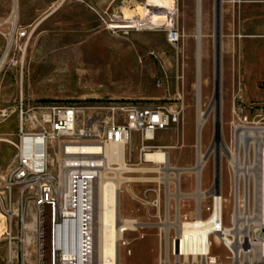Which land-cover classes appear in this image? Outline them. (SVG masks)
<instances>
[{
	"label": "rangeland",
	"instance_id": "1",
	"mask_svg": "<svg viewBox=\"0 0 264 264\" xmlns=\"http://www.w3.org/2000/svg\"><path fill=\"white\" fill-rule=\"evenodd\" d=\"M60 1L16 2L17 23L30 26L33 33L26 47L22 73L13 66L0 73V106L6 109L4 114H7L0 119V136L10 140L16 138L15 107L20 91L24 97L39 103L77 105L85 116L104 113V110L95 109L98 106L120 102L144 105L177 98L181 100L183 115L179 125L157 132L154 140L143 145L137 137L125 145L129 167L146 168V171L125 173L123 176L137 179L122 184L119 198L120 214L135 221V230L125 231L120 240L119 264H164L161 260L163 250L166 247L168 253L174 252L176 236V228L169 225L165 230V224L174 222L176 213L180 218H194L197 209L195 198L185 194L193 192L195 175L182 172L179 190L176 191L183 196L177 200L168 197L167 202L164 181L156 179L164 174L152 170L157 165L143 160L142 154L158 146L168 153L171 165L183 168L194 165L196 0H63L58 5ZM244 1L199 0L200 102L207 111L206 122L200 131L202 150L207 149L213 134L216 141L222 140L229 148L238 145L242 162L244 150L235 137L240 131L239 126L244 124L241 120L247 115V125L258 122L264 126V3ZM12 2L0 0V32L8 31ZM139 6L146 10L151 6L158 7L165 13L171 11L172 6L176 10L173 15H168L162 26L149 30L140 29L141 26H136L131 19L140 17ZM113 24H130L132 27L111 28ZM171 28L179 33L176 42L167 39ZM234 103L244 106L242 115L233 113ZM246 149L249 160L254 164L252 144ZM14 154L11 144L0 142L2 173L8 171ZM209 157L201 172L202 188L207 191L212 182L215 160L212 154ZM228 159L225 153H220L223 223L231 227L234 223L235 176ZM249 172L250 175L251 169ZM107 175L114 174L107 171ZM249 175L248 184L254 183L255 178L250 180ZM238 179L241 194L245 179L243 176ZM218 180L214 176V182ZM171 186L172 194L175 191ZM14 197L17 199L16 195ZM33 201L31 197L23 201V214L28 220L37 214ZM199 201L201 216L205 218L209 215L207 208L212 198L207 194ZM252 206L253 203L250 208ZM241 208H238L240 214ZM44 215L47 218L46 208ZM210 239L211 254L217 256V263L237 264L231 262L229 251L221 243L216 242L213 236ZM4 244L5 241L0 243V264H4ZM27 255L28 258L34 256L31 248ZM168 255V264H201L199 257L193 259L189 255L184 259L183 255ZM242 264L249 263L242 261Z\"/></svg>",
	"mask_w": 264,
	"mask_h": 264
},
{
	"label": "built area",
	"instance_id": "2",
	"mask_svg": "<svg viewBox=\"0 0 264 264\" xmlns=\"http://www.w3.org/2000/svg\"><path fill=\"white\" fill-rule=\"evenodd\" d=\"M32 33L33 28L20 25L17 20H11L7 32H0L4 38L0 50V73L8 66L16 67L22 73L25 51ZM167 39L176 42L179 39L178 31L169 29ZM95 109L104 110V113L85 116L77 105L39 103L19 92L15 107L16 138L10 140L0 136V142L11 144L15 149L8 171L2 173L0 170V222H3L0 243L5 241L4 264H93L91 231H86L88 235L82 233L81 217L87 209L83 206L84 195L86 198L87 190L92 191L98 177L97 163H100L101 153L78 154L77 151H81L82 147L101 149L107 144L126 145L134 137L139 138L143 145L154 140L157 132L179 125L183 115V103L178 98L144 105L120 102ZM5 110L0 106V119L7 116ZM232 111L240 116L244 113V106L234 103ZM241 121L244 124L239 127L255 126L260 129L256 137L249 138L253 139L249 142L244 132H240L242 150L252 144L255 153L256 210L252 206L247 210V217L241 218L247 231L246 234L243 230L237 233L235 246L239 248L238 258L234 259L233 251L225 248L233 263L264 264V126L258 122L247 125V115ZM213 141L212 134L205 150H202L201 140L195 143L196 159L198 153L202 158L205 156ZM154 148L157 147L151 150ZM210 154L215 159L214 151L207 156ZM75 156L80 158L76 160ZM77 162H80L79 166ZM212 171L210 188L216 176L215 160ZM27 197L34 199L37 208V214L29 220L23 214V201ZM211 198L212 203L207 208L210 212L213 208ZM58 206L63 210L56 211ZM241 207L243 213L244 207ZM45 208L48 210L47 218ZM68 217L73 220L69 222L70 228H61V225H68ZM29 225L32 227L28 228ZM29 248L34 254L32 258L27 257ZM201 264H217V258L208 256L201 260Z\"/></svg>",
	"mask_w": 264,
	"mask_h": 264
},
{
	"label": "bare ground",
	"instance_id": "3",
	"mask_svg": "<svg viewBox=\"0 0 264 264\" xmlns=\"http://www.w3.org/2000/svg\"><path fill=\"white\" fill-rule=\"evenodd\" d=\"M18 1V0H17ZM63 0L59 2L58 5L62 3ZM155 6V5H154ZM141 12L139 18L135 19L134 16L131 17L133 22L136 23V26H141L140 29H153L157 26H162L164 22L167 21L168 15H173L175 12V7L172 6V10L167 13L163 12L161 8L150 7V9L137 8ZM218 12L220 14V9L218 6ZM154 16V18H153ZM9 19V17H8ZM11 20H17L16 13L13 12L10 14ZM128 21H130L128 19ZM111 28H128L132 27L124 24H113L110 25ZM218 31L220 27L218 25ZM195 38H196V72L197 78L195 81L196 88V140L195 143H199L200 131L203 125L206 122L207 111L201 107L200 102V42H201V7L199 0H196V21H195ZM240 131L235 135L237 139V144H241V133L244 132L246 138L252 136L256 137L257 131L260 129L257 127H239ZM238 128V129H239ZM237 129V130H238ZM125 145H115L107 144L101 149L93 147H82L81 151H77L78 154L86 152H99L101 153L100 163H97L99 167L97 168L98 177L95 182V186L92 191L89 189L86 192V198L84 195L83 206H85L86 214H83L81 222V229L84 235H88L86 231H91V252L94 258L93 264H119V244L120 240L123 238L125 231L135 230V221L129 218H124L120 214L119 208V198L122 190V184L134 181L137 178L123 176L125 173H132L137 171H146V168L135 169L129 167L125 159ZM211 151L215 153V162H216V176L219 179L217 182H214V185L207 191L202 188L201 183V172L204 166L207 164V156ZM220 153H225L229 164L233 166L234 169V183H233V195L235 197V209L232 215L233 227H227L223 223V204H222V180L220 174V164L219 156ZM239 148L238 145H235L234 148H229L225 146L222 140L216 141V136L214 141L207 150L205 156L202 158L200 154H197L196 162L197 164L192 165L191 168L176 167L171 165L169 162L168 153L163 150L161 147L154 148L153 150L144 151L142 154L143 160L151 162L157 165L156 168L152 170L163 173V177H157L156 179L164 181V190L166 191L167 198L183 196L176 191L179 190L178 182L179 177L182 172H189L195 175V185L194 190L191 193H184L185 195L195 198L197 209L193 219L188 220L186 217H179V214L176 213L174 222L165 224V230L167 226L173 225L176 228V236L174 243V252L168 253L167 248L163 250V255L161 260L164 264H168L169 255H183L184 259H187L189 255L193 259L199 257L202 261L207 259L208 256L211 258H217L216 255L211 254L212 240L210 239L213 236L216 242L221 243L224 247H228L233 251L234 259H237L240 252L239 248L235 246L237 233H240L243 230L246 234V227L241 221V218L248 215L247 210L250 209L251 204L253 203V208L256 210V200H257V172H256V163L252 164L251 160L248 158L247 149L243 152V162L239 158ZM208 157V158H207ZM76 160L80 156L74 157ZM73 161H76V160ZM255 160V159H254ZM242 162V163H240ZM246 163V164H245ZM80 162H77L76 165L79 166ZM111 164H117V167H111ZM162 165V166H159ZM251 169L252 173L249 175V170ZM107 171H112L113 176H108ZM173 175V176H171ZM248 175L250 180L255 178L254 183L251 181L248 184ZM239 176H243V188L240 194V185H239ZM138 181V180H137ZM171 184L173 185L174 193H170ZM91 191V192H90ZM91 194V195H89ZM207 194H210L213 197V208L209 212V215L205 218L201 216L199 210V200L204 198ZM241 198V203H240ZM170 198L167 199V202ZM86 202V203H85ZM243 206L244 211L242 214L238 211V208ZM63 210L61 206L56 207V211L60 212ZM247 217V216H246ZM80 214L78 213V221H80ZM65 220V219H64ZM73 220L68 217V225H61V228L66 229L69 226V222ZM164 226V225H163ZM242 226L244 227L243 229ZM3 227V222H0V231ZM32 225H29L28 228H31ZM68 228V229H69ZM233 229V230H232ZM246 230V231H245ZM220 245V244H219ZM235 246V247H234ZM258 259V257L255 255ZM228 258V257H227ZM245 258L246 255H245ZM249 260L251 259L248 258ZM221 264V263H217ZM229 264V263H228Z\"/></svg>",
	"mask_w": 264,
	"mask_h": 264
},
{
	"label": "crops",
	"instance_id": "4",
	"mask_svg": "<svg viewBox=\"0 0 264 264\" xmlns=\"http://www.w3.org/2000/svg\"><path fill=\"white\" fill-rule=\"evenodd\" d=\"M264 0H245L244 2H246V3H254V2H260V3H264L263 2ZM17 1L16 0H13V2H12V6H11V8H10V14L13 12V10H14V12L16 13V17H17V3H16ZM24 26V25H23ZM9 29V28H8ZM4 45V38H3V36L0 34V47H2Z\"/></svg>",
	"mask_w": 264,
	"mask_h": 264
},
{
	"label": "water",
	"instance_id": "5",
	"mask_svg": "<svg viewBox=\"0 0 264 264\" xmlns=\"http://www.w3.org/2000/svg\"><path fill=\"white\" fill-rule=\"evenodd\" d=\"M219 5H220V3H219Z\"/></svg>",
	"mask_w": 264,
	"mask_h": 264
}]
</instances>
